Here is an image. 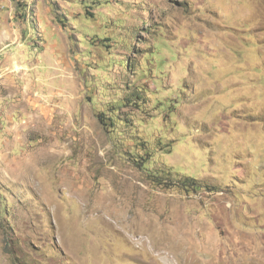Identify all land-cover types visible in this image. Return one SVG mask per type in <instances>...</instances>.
Returning a JSON list of instances; mask_svg holds the SVG:
<instances>
[{"label":"rangeland","instance_id":"obj_1","mask_svg":"<svg viewBox=\"0 0 264 264\" xmlns=\"http://www.w3.org/2000/svg\"><path fill=\"white\" fill-rule=\"evenodd\" d=\"M0 264H264V0H0Z\"/></svg>","mask_w":264,"mask_h":264},{"label":"trees","instance_id":"obj_2","mask_svg":"<svg viewBox=\"0 0 264 264\" xmlns=\"http://www.w3.org/2000/svg\"><path fill=\"white\" fill-rule=\"evenodd\" d=\"M99 119H100V116H99ZM102 123H104L102 120H101ZM163 177L161 176H158V179L156 180L157 182H160L162 180ZM182 185L185 186L186 188L188 187H197V181L196 179L192 178V177H189V176H186L184 177V179L182 180Z\"/></svg>","mask_w":264,"mask_h":264}]
</instances>
